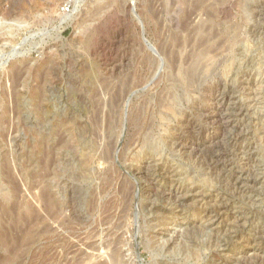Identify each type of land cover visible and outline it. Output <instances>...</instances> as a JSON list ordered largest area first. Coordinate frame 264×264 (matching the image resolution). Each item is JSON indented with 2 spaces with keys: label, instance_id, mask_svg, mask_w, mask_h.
I'll return each instance as SVG.
<instances>
[{
  "label": "rangeland",
  "instance_id": "374dc122",
  "mask_svg": "<svg viewBox=\"0 0 264 264\" xmlns=\"http://www.w3.org/2000/svg\"><path fill=\"white\" fill-rule=\"evenodd\" d=\"M0 206V264H264V0H0Z\"/></svg>",
  "mask_w": 264,
  "mask_h": 264
},
{
  "label": "bare ground",
  "instance_id": "6f19581e",
  "mask_svg": "<svg viewBox=\"0 0 264 264\" xmlns=\"http://www.w3.org/2000/svg\"><path fill=\"white\" fill-rule=\"evenodd\" d=\"M63 22L64 21H66V22H68L69 21V17H66V18H64V20H62ZM199 48V47H198ZM13 53V52H12ZM20 53H18L17 51H14V53L12 54V55H19ZM21 55V54H20ZM7 62V61H6ZM6 62H4V64L3 65H5V63ZM20 74V73H19ZM217 90V89H216ZM119 91V90H118ZM120 96V95H119ZM115 98V97H114ZM227 102V101H226ZM220 103V102H219ZM98 105V104H97ZM225 105V104H224ZM221 107V106H220ZM225 108V107H224ZM224 108H222L221 110H220V112H222L223 110H224ZM242 110V109H241ZM240 112V111H239ZM242 112V111H241ZM240 112V113H241ZM244 112V111H243ZM216 113V112H215ZM210 114H212V113H210ZM218 114H220V113H218ZM98 115V114H97ZM218 116V115H217ZM220 117V118H219ZM217 118H219V127L224 131V130H226V127L227 126H229V122L226 120L227 118H225V117H223V115H221V116H218ZM100 119V118H99ZM98 119V120H99ZM210 121L212 120V119H215V121H216V115H210L209 116V118H208ZM229 120V119H228ZM214 121V122H215ZM208 123V122H207ZM213 123V122H212ZM150 125V124H149ZM95 126H97V125H95ZM99 126H100V124H99ZM232 126V125H231ZM189 127V126H188ZM107 128V127H106ZM227 130H228V128H227ZM222 131V132H223ZM207 134V133H206ZM238 135V134H237ZM236 135V136H237ZM205 137V136H204ZM219 138H221L220 136H218V135H208V136H206V138H203V140L201 141V143H199L198 145H197V148L198 149H200V148H204V147H213V148H215V146L217 147H219L220 146V143L221 142H219ZM202 139V138H201ZM111 140V139H110ZM221 140H222V138H221ZM112 143V142H111ZM182 143V142H181ZM196 145V144H195ZM179 147H181V146H179ZM217 149V148H216ZM215 149V150H216ZM190 150V149H189ZM197 151V150H196ZM202 152V151H201ZM204 152V151H203ZM212 152H213V149H212ZM216 152V151H215ZM221 152V151H220ZM206 153V152H205ZM209 155V154H208ZM207 155V156H208ZM200 156H201V153H200ZM208 157H210V156H208ZM106 158V157H105ZM211 158V157H210ZM223 158V157H222ZM226 158V157H225ZM52 161V160H51ZM212 169L214 170V171H216V170H218V169H220L221 167H222V159H220V157L218 156V155H214L213 157H212ZM225 162V161H224ZM229 164V163H228ZM227 164V165H228ZM148 166V165H147ZM210 166V165H209ZM229 166V165H228ZM249 167V166H248ZM222 169V168H221ZM220 169V170H221ZM237 169V168H236ZM52 170V169H51ZM238 170V169H237ZM243 170H245V169H243ZM222 171V170H221ZM4 172H5V169H4ZM8 172V171H7ZM220 172V171H219ZM234 172V171H233ZM251 172V171H250ZM222 173V172H221ZM4 174V173H3ZM229 174V173H228ZM245 174H246V172L245 171H242V172H240L238 175H237V177H236V183L234 184V186H235V188H237L238 189V191H239V187H240V185H241V182L243 181L242 180V178L245 176ZM224 176H226V175H224ZM232 177V176H231ZM9 178V177H8ZM142 178V177H141ZM149 179V181L150 182H152L153 184H155V183H157V180L155 179V178H153V177H149L148 176V178H147V180ZM223 179V178H222ZM123 181V180H122ZM230 181V180H229ZM251 183H256V180H251ZM228 184H230V183H228ZM250 185V184H249ZM256 186V185H255ZM161 187V186H160ZM173 187V186H172ZM177 187V186H176ZM130 189V188H129ZM230 189V188H229ZM231 190V189H230ZM234 190V189H233ZM50 191V190H49ZM163 191H165V190H163ZM171 192L168 194L170 197H175L176 199H177V202H176V199H175V204H177V205H179L180 206V204L182 203V201L184 200V199H186L187 197H185V195L184 196H182L181 195V193L182 192H180L181 190L180 189H178V188H172L171 190H170ZM193 194V193H192ZM234 194H235V192H234ZM43 195V194H42ZM52 196V195H51ZM49 197V196H48ZM47 198V197H46ZM164 199V198H163ZM188 199V198H187ZM207 199V198H206ZM49 200V199H48ZM48 203V202H47ZM53 202H49V204H45V205H48V210H49V215H50V217L52 218V219H55L56 218V212H55V210H56V208L58 207H56L55 208V210H54V208H53V204H52ZM184 207V206H183ZM0 208H1V206H0ZM58 209V208H57ZM228 209V208H227ZM47 210V209H46ZM233 210V209H232ZM58 211H59V209H58ZM207 211V210H206ZM205 211V212H206ZM212 212V211H211ZM243 212V211H242ZM48 213V212H47ZM210 215V214H209ZM232 215V214H231ZM238 216V215H237ZM240 216V215H239ZM229 217V216H228ZM212 218V217H211ZM61 220V219H60ZM240 220V219H239ZM242 221V220H241ZM14 222V221H13ZM59 222V221H58ZM244 222V221H243ZM14 224V223H13ZM15 226H16V223L14 224ZM11 226V225H10ZM13 226V225H12ZM11 226V227H12ZM17 226H18V222H17ZM62 226V225H61ZM13 228V227H12ZM16 228V227H15ZM230 231V230H229ZM7 235V234H6ZM264 236V235H263ZM4 237H5V235H4ZM6 239H11V237L10 238H6ZM9 241V240H8ZM12 241V240H11ZM19 241V240H18ZM16 242H17V240H16ZM117 242V241H116ZM10 243V242H9ZM21 243V242H20ZM19 243V244H20ZM17 245H18V243H16ZM116 244V243H115ZM108 245V244H107ZM250 245H251V243H250ZM262 245V244H261ZM113 246H115V245H113ZM16 247V246H15ZM105 247V246H104ZM14 248V247H13ZM17 248V247H16ZM112 248H115L116 249V247H112ZM106 249V248H105ZM108 250V249H107ZM121 250V249H120ZM250 250H252V251H255V247L253 246ZM90 251V250H89ZM104 251V250H103ZM76 252V251H75ZM112 252V251H111ZM110 252V253H111ZM247 252V251H246ZM257 252V251H256ZM105 253V252H104ZM108 253V252H107ZM107 253H105V254H107ZM245 253V252H244ZM252 253V252H251ZM102 254H103V252H102ZM259 254V253H258ZM86 255V254H85ZM254 255V254H253ZM256 255V254H255ZM261 255V254H260ZM105 256V255H104ZM107 257H110L109 255H106ZM68 257V256H67ZM90 257V256H89ZM258 256H256V258H257ZM83 258V257H82ZM103 258V257H102ZM105 258V257H104ZM246 258V257H245ZM244 258V259H245ZM80 258H78V260H79ZM93 259V258H92ZM108 259V258H107ZM125 259V258H124ZM81 260V259H80ZM95 260V259H94ZM109 260V259H108ZM110 262H112V264H121V262H122V259H121V254H120V252L118 251V250H114L113 252H112V254H111V257H110ZM248 260V259H247ZM261 260V259H260ZM107 261V260H106ZM249 261V260H248ZM72 262V261H71ZM105 262V261H104ZM109 262V261H108ZM107 262V263H108ZM263 262H264V260H263ZM262 262V263H263ZM77 263H79V262H77ZM85 263H88L87 262V259H85V260H81L80 261V263L79 264H85ZM107 263H98V264H107Z\"/></svg>",
  "mask_w": 264,
  "mask_h": 264
}]
</instances>
